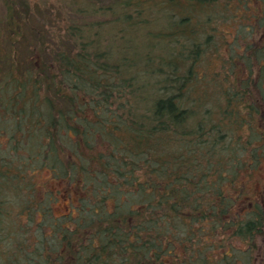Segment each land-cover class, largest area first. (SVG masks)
<instances>
[{"label": "trees", "instance_id": "16d2710c", "mask_svg": "<svg viewBox=\"0 0 264 264\" xmlns=\"http://www.w3.org/2000/svg\"><path fill=\"white\" fill-rule=\"evenodd\" d=\"M15 2L0 23V264H254L264 0L72 1L62 26L32 28L28 55Z\"/></svg>", "mask_w": 264, "mask_h": 264}, {"label": "rangeland", "instance_id": "374dc122", "mask_svg": "<svg viewBox=\"0 0 264 264\" xmlns=\"http://www.w3.org/2000/svg\"><path fill=\"white\" fill-rule=\"evenodd\" d=\"M14 1V2H13ZM28 1V13L30 15L21 18L18 17L20 24V30L22 31V43H23V50L24 54L29 53V49L25 48V45L28 42H32V46L36 40V32L33 27H42L41 25L45 26V28H51L50 25L55 29L57 27L62 26L65 23V18L67 14L66 6H73L72 1L79 4V0H27ZM98 3H106L107 0H97ZM19 6L15 0H0V23L1 20L4 19L6 14V6ZM15 7V8H16ZM253 8V7H252ZM26 18V19H25ZM2 24V23H1ZM220 28L224 30H229L231 32L234 31V26L229 23H222L220 24ZM23 54V55H24ZM242 175V174H241ZM246 189L244 191L251 194H258L261 195V201L264 202V159L261 160L258 168L252 172L251 178L245 182ZM248 195L245 196L247 199ZM69 197L66 194L60 192L59 201L57 204L54 205V210L56 213H61L67 209V202ZM236 244H240L237 241H234ZM259 245V249H262L263 245L261 241L257 242ZM241 245H245V242H242ZM254 264H264V254H257L254 259Z\"/></svg>", "mask_w": 264, "mask_h": 264}]
</instances>
